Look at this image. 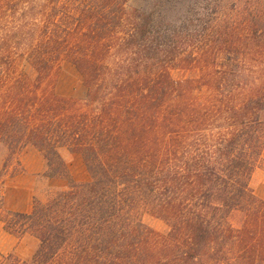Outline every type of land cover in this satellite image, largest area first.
I'll return each instance as SVG.
<instances>
[{
    "label": "trees",
    "instance_id": "1",
    "mask_svg": "<svg viewBox=\"0 0 264 264\" xmlns=\"http://www.w3.org/2000/svg\"><path fill=\"white\" fill-rule=\"evenodd\" d=\"M62 61L83 99L56 94ZM0 146V174L34 149L66 181L28 212L0 194L36 240L0 264H264V0H0Z\"/></svg>",
    "mask_w": 264,
    "mask_h": 264
},
{
    "label": "rangeland",
    "instance_id": "2",
    "mask_svg": "<svg viewBox=\"0 0 264 264\" xmlns=\"http://www.w3.org/2000/svg\"><path fill=\"white\" fill-rule=\"evenodd\" d=\"M19 70L25 72L30 78L34 77V71L26 66L25 63L19 64ZM171 75L174 79L187 76L186 72L172 70ZM55 92L59 96L83 99L86 89L82 84L81 76L75 67L67 62L60 63ZM6 150L0 146V169ZM62 156L67 164L68 171L75 181H85L88 174L83 165L82 159L78 155L62 151ZM264 160V150H263ZM20 169L12 171V165L7 173L0 174V194L3 197L5 209L11 208L13 211L30 210L33 199L45 201L53 192L65 188L66 181L63 178L44 179L37 174L44 171V160L40 153L34 149L25 150L19 157ZM250 186L254 194L264 200V162L254 171ZM143 222L157 231H164L165 225L157 218L148 214L143 216ZM34 242L28 237L22 241L20 248L23 253H28L35 249ZM15 253L12 238L3 232L0 222V259L8 253ZM16 254V253H15Z\"/></svg>",
    "mask_w": 264,
    "mask_h": 264
},
{
    "label": "crops",
    "instance_id": "3",
    "mask_svg": "<svg viewBox=\"0 0 264 264\" xmlns=\"http://www.w3.org/2000/svg\"><path fill=\"white\" fill-rule=\"evenodd\" d=\"M9 210H14V209H11V208H9ZM29 210H25V211H21V212H28ZM4 232V231H3ZM5 233V232H4ZM6 235L7 236H10L11 238H12V242H13V247H14V252L16 253H14L16 256H18L19 258H21V259H28L30 256H31V254H32V252H33V250L32 251H30V252H28V253H23V251H22V249L20 248V245L22 244V241L25 239V238H23V239H21V240H18V239H16L15 237H13V236H11V235H9V234H7L6 233ZM29 239H32L34 242H32L33 243V245L34 246H36V240L35 239H33V238H31V237H28Z\"/></svg>",
    "mask_w": 264,
    "mask_h": 264
}]
</instances>
